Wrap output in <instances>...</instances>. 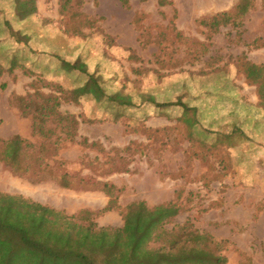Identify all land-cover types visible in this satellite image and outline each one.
Masks as SVG:
<instances>
[{
	"label": "rangeland",
	"instance_id": "1",
	"mask_svg": "<svg viewBox=\"0 0 264 264\" xmlns=\"http://www.w3.org/2000/svg\"><path fill=\"white\" fill-rule=\"evenodd\" d=\"M238 1L73 0L61 14L60 0H35L38 10L21 19L23 5L0 0V64L16 65L0 77V139L18 135L36 151L22 160L25 173L10 171V191L56 183L69 194L59 189L58 203L72 212L60 211L87 210L98 226L115 228L129 203L172 202L179 212L163 228L211 236L222 248L208 247L227 264H264V245L252 238L264 207V98L261 72L247 75L248 65L264 64V0H249L237 15ZM113 3L120 12L109 19ZM220 13L232 20L214 29L199 23ZM61 59L83 62L106 96L130 104L89 95L72 101L86 77L63 70ZM51 93L60 97L58 111L77 121L73 142L64 132L74 129L51 120L52 134L34 133L32 116L7 102ZM104 184L119 190V208L101 213L111 200ZM227 237L250 247V257Z\"/></svg>",
	"mask_w": 264,
	"mask_h": 264
},
{
	"label": "trees",
	"instance_id": "2",
	"mask_svg": "<svg viewBox=\"0 0 264 264\" xmlns=\"http://www.w3.org/2000/svg\"><path fill=\"white\" fill-rule=\"evenodd\" d=\"M15 3L23 5V10L17 14L21 19L35 14L37 10L35 0H15ZM73 4V0H60L59 12H70ZM248 6L249 0H239L235 5V13L238 15L246 12ZM232 17L229 13H220L199 23L214 29L219 24L229 23ZM60 62L63 70L78 71L86 77L82 85L71 90L72 101L89 95L98 101L108 97L122 106L130 104L127 96H106L98 76L89 73L83 62L63 59ZM14 63L11 61L7 69L0 64V77L5 71H12L16 66ZM247 68L248 77L261 72L258 93L264 98V64L248 65ZM7 102L17 107L23 117L32 116L34 133L52 134L53 130L45 127L46 122L51 120L55 121L56 126L65 124L72 127L74 131L67 130L64 133L71 142L74 141L77 121L72 115L58 111V95L51 93L41 100L30 96L9 95ZM26 150L30 152L25 154ZM33 151L36 153L35 146L18 135L0 139V163L16 175L29 169V165L23 164L22 160L29 157V154L34 158ZM60 186L68 187L65 182L60 183ZM103 191L111 200L100 212L119 208L115 204L117 195L114 194L119 190L113 185L104 184ZM119 209L123 225L119 228L101 227L93 221L92 213L87 210L66 215L60 210L21 196H16L11 201L2 196L0 264H227L225 256L215 254L208 247L213 243L222 248V243L219 245L211 236L190 230L186 226H181L175 232L163 228L164 223L178 214L179 207L176 204L167 202L148 208L144 202L137 201ZM152 240L161 241V246L149 248L148 243Z\"/></svg>",
	"mask_w": 264,
	"mask_h": 264
},
{
	"label": "crops",
	"instance_id": "3",
	"mask_svg": "<svg viewBox=\"0 0 264 264\" xmlns=\"http://www.w3.org/2000/svg\"><path fill=\"white\" fill-rule=\"evenodd\" d=\"M109 1L112 2V0H109ZM119 12L120 10L117 11L115 3H113V10L109 12L108 18L114 19V16L116 15L118 16ZM105 32L107 31L105 30ZM1 139H7V137L1 138ZM0 174H1V183H0L1 192L5 194L13 195V196L20 195L23 198L29 199L33 202H37L43 206H47L53 209L64 210L66 212H72L70 211V204H66L63 200L59 201L58 203V194H59L60 188H58L56 183L54 186L48 183H41L37 186L26 185L24 187L19 185V188L17 189V191H10L8 187L9 185L8 183H9V177L11 173H10V170L7 167H5L2 163H0ZM67 192L68 191L66 189H60V193L63 195V197H67L69 195L67 194ZM260 199H261V196L257 200H260ZM255 225H256V231L252 233L253 234L252 238L255 237V239L258 240L259 246H261V243H263L264 245V207L263 209L260 210V212L256 214ZM227 238L233 241L237 246H239L241 251H243L247 255L248 258L250 257L251 255L250 253L253 252L250 247L248 248L247 245H242L241 241L236 240L232 237H227ZM249 264H253V262H250Z\"/></svg>",
	"mask_w": 264,
	"mask_h": 264
}]
</instances>
